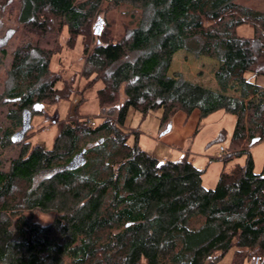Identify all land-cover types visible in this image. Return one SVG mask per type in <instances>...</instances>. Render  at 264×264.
<instances>
[{
    "label": "trees",
    "instance_id": "trees-1",
    "mask_svg": "<svg viewBox=\"0 0 264 264\" xmlns=\"http://www.w3.org/2000/svg\"><path fill=\"white\" fill-rule=\"evenodd\" d=\"M6 14L20 42L0 93L13 105L0 120V154L19 150L0 160V264H213L230 250L235 264H264V170L247 147L264 139L263 10L239 0H0ZM97 19L106 27L92 37ZM65 30L71 48L85 37L82 93L96 88L102 106L117 104V120H65L51 148L18 140L29 113L70 97L74 81L51 68ZM182 49L219 62V90L170 74ZM132 109L161 110L166 127L179 111L197 109L201 120L233 113L234 150L217 159L245 153V163L223 168L208 188L206 168L188 154L155 158L137 132L128 142L121 125Z\"/></svg>",
    "mask_w": 264,
    "mask_h": 264
},
{
    "label": "rangeland",
    "instance_id": "rangeland-1",
    "mask_svg": "<svg viewBox=\"0 0 264 264\" xmlns=\"http://www.w3.org/2000/svg\"><path fill=\"white\" fill-rule=\"evenodd\" d=\"M240 2L254 5L264 11V0H239ZM91 36L100 35L105 27L104 21L99 22V19L92 24ZM116 27V30H122L120 23L110 26V29ZM17 22L11 16L6 14L0 16V57L2 49L6 48L8 55L5 57L3 66H0V93L4 87L5 70L11 64L12 53L20 39L17 37ZM97 29L100 30L97 33ZM240 33L251 35L252 29L249 26H242ZM68 33L65 30L62 38V48L53 56L51 68L55 73H59L64 80L74 81L72 92L69 99L61 100L56 104L45 103L39 114L29 113L26 117V129L20 132L17 136L18 140L29 139L32 143H41L47 148L53 146L54 140L59 131V123L77 118L88 120L92 125H96L105 118L117 120L118 107L117 104L102 106L99 102L96 88L87 89L82 93L83 85V67L85 65L84 54V35H80L73 48L67 45ZM180 51V52H179ZM175 55L170 74L181 72L183 76L191 81L202 85L220 89L215 78V70L219 65L216 59L208 56L196 57L190 52L179 50ZM253 78V73H249ZM255 79V78H254ZM257 81L264 87V75L256 78ZM62 86V83H59ZM98 86H100L98 84ZM226 94H238L235 88L228 89ZM85 94V97L84 95ZM3 98L0 99V120L4 119L6 111L13 107L12 104L4 105ZM161 110L143 115L142 113L130 110L125 124L121 128L124 132L131 134L128 138L130 144H134L135 133L138 134V145L140 148L149 152L153 157L162 159L164 156L171 160H176L180 155H173L170 147L160 141L161 132L167 128L166 125L160 123ZM237 116L220 109L208 117L200 119L198 130L190 140H188L187 148L189 149V157L194 161V164L199 168H206L203 174V184L208 188L216 186L220 172L223 168L231 170L238 164H244L246 154L242 153L235 156L232 160L224 162L217 157L233 151L232 136L236 125ZM172 123V122H171ZM21 130V128H20ZM19 144L5 149L0 154V160L8 162L12 157L16 156L19 150ZM221 146L226 148V151H221ZM247 147L255 161V171L260 173L264 170V139L251 144L247 143ZM5 164V163H4ZM8 164V163H6ZM5 164V165H6ZM48 172H43L39 178L47 175ZM54 218V213L41 214L43 222L48 223ZM233 250L228 251L223 257L216 260L213 264H235L233 262ZM251 261V260H250ZM245 264H251V262Z\"/></svg>",
    "mask_w": 264,
    "mask_h": 264
},
{
    "label": "crops",
    "instance_id": "crops-1",
    "mask_svg": "<svg viewBox=\"0 0 264 264\" xmlns=\"http://www.w3.org/2000/svg\"><path fill=\"white\" fill-rule=\"evenodd\" d=\"M199 123V110H194L189 116L185 112L179 111L172 119L171 130L167 131L166 133L161 132L160 141L170 147L173 155H176L177 152L179 153L180 156L176 158V160H179L185 153L189 154V149L186 145L188 140H190L191 137L195 135L196 130H198ZM162 159L166 160L170 158L164 156Z\"/></svg>",
    "mask_w": 264,
    "mask_h": 264
},
{
    "label": "water",
    "instance_id": "water-1",
    "mask_svg": "<svg viewBox=\"0 0 264 264\" xmlns=\"http://www.w3.org/2000/svg\"><path fill=\"white\" fill-rule=\"evenodd\" d=\"M96 32L99 33L100 30L97 29ZM26 121H27V119H26ZM25 128H26V126H25ZM171 128H172V123H169L168 126H167V128L164 130L163 133H166L167 131L171 130ZM24 130H25V129H24ZM259 140H260L259 137H254V138L252 139V141H251V144H253V143H255L256 141H259ZM129 224H130V223H128L127 225H129Z\"/></svg>",
    "mask_w": 264,
    "mask_h": 264
},
{
    "label": "built area",
    "instance_id": "built-area-1",
    "mask_svg": "<svg viewBox=\"0 0 264 264\" xmlns=\"http://www.w3.org/2000/svg\"><path fill=\"white\" fill-rule=\"evenodd\" d=\"M221 151H226V148L224 146H221ZM251 264H260V257L259 256H255L251 259Z\"/></svg>",
    "mask_w": 264,
    "mask_h": 264
}]
</instances>
